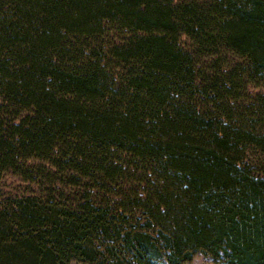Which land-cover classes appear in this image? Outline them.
<instances>
[{
    "label": "trees",
    "instance_id": "trees-1",
    "mask_svg": "<svg viewBox=\"0 0 264 264\" xmlns=\"http://www.w3.org/2000/svg\"><path fill=\"white\" fill-rule=\"evenodd\" d=\"M0 264H264V0H0Z\"/></svg>",
    "mask_w": 264,
    "mask_h": 264
},
{
    "label": "rangeland",
    "instance_id": "rangeland-1",
    "mask_svg": "<svg viewBox=\"0 0 264 264\" xmlns=\"http://www.w3.org/2000/svg\"><path fill=\"white\" fill-rule=\"evenodd\" d=\"M31 184L23 181L20 177L8 173L0 181V190L4 195H21L30 193ZM185 264H222L221 262L212 259L209 256L203 254H196L194 258Z\"/></svg>",
    "mask_w": 264,
    "mask_h": 264
}]
</instances>
